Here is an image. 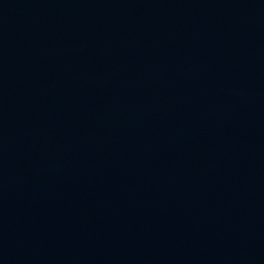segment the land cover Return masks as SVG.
I'll use <instances>...</instances> for the list:
<instances>
[{"label": "water", "instance_id": "1", "mask_svg": "<svg viewBox=\"0 0 264 264\" xmlns=\"http://www.w3.org/2000/svg\"><path fill=\"white\" fill-rule=\"evenodd\" d=\"M0 264H264V0H0Z\"/></svg>", "mask_w": 264, "mask_h": 264}]
</instances>
